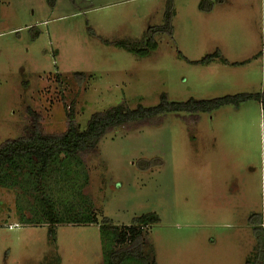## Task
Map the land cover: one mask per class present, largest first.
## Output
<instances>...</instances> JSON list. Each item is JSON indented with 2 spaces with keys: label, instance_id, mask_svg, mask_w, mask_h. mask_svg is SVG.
Listing matches in <instances>:
<instances>
[{
  "label": "rangeland",
  "instance_id": "obj_1",
  "mask_svg": "<svg viewBox=\"0 0 264 264\" xmlns=\"http://www.w3.org/2000/svg\"><path fill=\"white\" fill-rule=\"evenodd\" d=\"M170 1L172 35L158 33L147 55L130 51L148 48ZM202 1L0 0V144L21 133L28 108L60 132L72 102L85 129L94 112L156 106L163 92L177 102L264 93V0H206L208 12ZM199 115L117 128L83 163L62 155L45 182L53 211L40 212L31 185L0 186V264H105L115 245L100 224L147 213L160 218L143 229L150 264H264V229L258 246L250 224L264 228L263 105ZM87 206L97 222L70 223ZM53 213L64 223L50 224Z\"/></svg>",
  "mask_w": 264,
  "mask_h": 264
},
{
  "label": "trees",
  "instance_id": "obj_2",
  "mask_svg": "<svg viewBox=\"0 0 264 264\" xmlns=\"http://www.w3.org/2000/svg\"><path fill=\"white\" fill-rule=\"evenodd\" d=\"M200 9L208 12L212 9V4L203 0L200 3ZM172 19L173 4L170 1L164 15V24L148 29V48L142 50L129 46L127 48L139 55H147L151 50L157 48L158 43L155 37L158 33L172 35ZM121 45L126 46L124 43ZM220 55L217 50L197 62L203 65L210 64ZM83 75V73H76V76L80 78ZM253 98L258 99L264 108V93H239L212 99L190 98L184 102H177L171 101L167 93L163 92L160 95V102L156 106L147 107L138 104L131 108L123 101L103 111L94 112L85 129H81L77 121L75 103L72 102L66 114V128L60 132L46 131L42 124L41 114L28 108V124L23 127L17 137L8 138L0 144V186L16 187L20 184L24 188L25 184L31 185L36 191L35 198L39 201L40 206H43L40 212L53 211L52 204L54 203L51 196L45 192V182L48 180V175L54 164L61 159L62 155L64 159L60 160L61 164L67 163L69 159L77 161L78 164L83 163L89 155L97 150L100 141L117 128L131 131L141 127L160 125L165 115L170 112L188 113L195 116V120H199L200 113H211L226 105L239 108L242 103ZM184 118L187 117L184 116ZM15 180L18 184L14 183ZM88 209L87 206L79 212H88L89 217L76 219L70 223L91 224L97 222L95 213ZM54 216L53 213L49 219L50 224L64 223L55 219ZM159 220L156 213L135 217L130 225L123 226L116 225L107 219L104 220L99 226L105 240L103 244L106 247L108 242L106 239L109 240L107 237L109 236L113 240V246L115 245L114 250L109 254L104 252V263L122 264L127 259H135L141 263L150 264V259L144 255L143 229L152 223L159 222ZM262 223L260 219L254 221L251 219L250 221L254 235L258 240V246L263 245L261 230L264 228ZM48 233L53 235L54 229L49 228ZM125 244H128V247L123 246Z\"/></svg>",
  "mask_w": 264,
  "mask_h": 264
}]
</instances>
